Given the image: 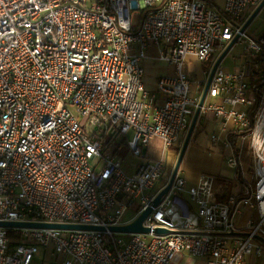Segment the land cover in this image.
<instances>
[{
    "label": "built area",
    "instance_id": "obj_1",
    "mask_svg": "<svg viewBox=\"0 0 264 264\" xmlns=\"http://www.w3.org/2000/svg\"><path fill=\"white\" fill-rule=\"evenodd\" d=\"M262 1L225 0L215 8L207 0H0V221L106 229H14L11 238L0 228V264H32L39 247L60 264H174L183 253L205 264H252L246 258L262 249L254 238H264V99L250 142L253 172L240 196L218 200L213 176L187 185L176 174L153 207L172 171L144 149L159 139L167 152L189 130L198 102L190 96L188 57L208 62L236 35V42L247 41L250 57L260 53L241 28ZM151 45L173 67L157 80V104L141 65ZM247 76L219 67L207 93L223 102L208 109L242 131L255 101ZM69 106L95 128L132 131L124 140L143 159L137 170L126 174ZM228 163L237 167L234 158ZM147 208L148 233L129 234L126 243L107 230ZM244 208L259 220L238 237L234 219ZM158 228L168 233L155 234Z\"/></svg>",
    "mask_w": 264,
    "mask_h": 264
},
{
    "label": "crops",
    "instance_id": "obj_2",
    "mask_svg": "<svg viewBox=\"0 0 264 264\" xmlns=\"http://www.w3.org/2000/svg\"><path fill=\"white\" fill-rule=\"evenodd\" d=\"M138 49V46H133L129 52L130 54H136ZM146 53L147 55L141 63L144 71L143 84L148 92L155 94V103L157 104L160 103L161 100V96L157 92V80L161 77L172 75L173 67L160 58L158 46H149L146 49ZM219 54L220 50H218L208 62L201 63L202 67L200 72L203 79L200 81L196 79L197 74L194 73L195 70L191 72L188 69L191 60L196 58L188 57L184 63L185 72L190 80L191 86H193L192 95L190 94V96L198 102L197 104L200 102L208 76ZM189 72L194 73V76ZM213 104L218 106L223 105L222 99L220 97L210 98L206 96L177 174L184 178L187 185L195 184L202 175L213 176L216 181V198L218 200H225L230 195H242L243 187L250 182L253 170L249 169L248 165L240 164V171L237 172V167L233 168L229 166V159L234 158L236 160L229 141V136L240 134L242 130H240L232 119L217 118L215 114L208 109L209 106ZM224 108L229 109L230 106L226 105ZM186 135L187 133L181 137L179 143L174 145L166 153L165 158L161 157L163 160L167 161L169 173L173 171ZM231 138L232 140L235 139L233 136ZM240 140L242 141V138ZM176 147H179L178 151L175 150ZM114 154L117 156V152ZM139 159L140 161L136 163L135 168L129 166L127 170L123 168L122 163L124 172L126 174L134 173L143 162V159ZM154 159L159 158H150V160ZM127 217H129V215ZM258 220L259 217L253 209L244 208L242 213L234 219V235L238 237L247 236L252 230L251 226L255 225ZM254 243L262 245L261 252L259 256L253 252L251 256L246 258L247 262L252 264H264V244L261 242L259 243L256 239ZM45 255V259L47 260L56 257L50 254L49 251L45 252ZM174 264H205V262L203 259L192 258L188 254L183 253L176 256Z\"/></svg>",
    "mask_w": 264,
    "mask_h": 264
},
{
    "label": "rangeland",
    "instance_id": "obj_3",
    "mask_svg": "<svg viewBox=\"0 0 264 264\" xmlns=\"http://www.w3.org/2000/svg\"><path fill=\"white\" fill-rule=\"evenodd\" d=\"M225 0H213V5L215 8H222L224 6ZM264 30V10H261L257 17L251 22V24L246 28V34L252 38H256L262 31ZM243 42L240 44L239 42H235V44L231 47L228 53L225 55L221 62V67L228 72L231 73H239L244 70L247 72L248 70V61H249V49H247V41L242 40ZM147 53L145 52V57ZM219 56V55H218ZM201 67L202 64L196 59H192L190 64L188 65V69L191 72L197 74L196 79L198 81L202 80L203 77L201 75ZM189 72L192 76L194 73ZM193 86H191L190 94L192 95ZM73 115L77 118V120L82 121L85 124L84 131L87 135L94 137L99 140L103 145L105 152L113 154L117 152V158L121 159V164L123 163V168L127 170V167L131 166L135 168L136 163L140 161L139 158L135 157L129 150L126 145L123 144V140L127 138L131 140L132 131H129L126 135H123L118 132V129L109 127L103 123H99L97 126V130L94 128L95 125L89 124L78 115L73 108V106H69ZM112 140L111 142H109ZM168 152V151H167ZM166 151H163L162 142L159 139L151 141L147 148L144 149V153L147 155V159L150 158H165ZM129 212V210H128ZM127 212V213H128ZM126 213V214H127ZM118 238L122 239L124 242H128L130 239L129 234H117ZM255 240V239H254ZM257 241V240H256ZM260 243V242H259ZM45 251L42 247L38 248L37 254L34 256L32 264H60V260L58 257L51 258L50 260L45 259Z\"/></svg>",
    "mask_w": 264,
    "mask_h": 264
},
{
    "label": "water",
    "instance_id": "obj_4",
    "mask_svg": "<svg viewBox=\"0 0 264 264\" xmlns=\"http://www.w3.org/2000/svg\"><path fill=\"white\" fill-rule=\"evenodd\" d=\"M264 5V0L255 8V10L250 14V16L247 18L245 23L243 24L241 28V32L245 31L246 28L251 24V22L257 17V15L260 13ZM238 35H236L233 40L224 48V50L219 54L217 59L215 60L212 69L210 71V74L208 76L207 82L205 84L200 102L198 104V107L196 109V112L193 116V119L191 121L189 130L187 132L186 138L181 146L178 158L176 160L175 166L173 168V171L170 175V178L166 184V186L157 194L155 199L152 202V206L156 207L160 204L162 198L168 193L170 190L173 181L176 177V174L180 168L184 153L186 151L189 139L191 137V134L194 130L197 118L199 116V113L201 111V108L204 104V101L206 99L208 89L210 86V83L212 81V78L214 76V73L217 68L220 67V64L225 57V55L228 53V51L231 49V47L235 44L237 41ZM97 130V128H94ZM150 213V208H147L144 210L133 222L122 225V226H111L108 227L107 230L116 233V234H135V233H148L149 230L145 227H143L142 223L144 219L147 217V215ZM0 228L7 229V230H14V229H55V230H89V231H105L106 229L101 226H85V225H73V224H51V223H42V222H4L0 221ZM155 234L158 235H164L168 232L165 229H155ZM255 239L262 244H264V238L260 236H255Z\"/></svg>",
    "mask_w": 264,
    "mask_h": 264
},
{
    "label": "trees",
    "instance_id": "obj_5",
    "mask_svg": "<svg viewBox=\"0 0 264 264\" xmlns=\"http://www.w3.org/2000/svg\"><path fill=\"white\" fill-rule=\"evenodd\" d=\"M255 41L259 44L261 51L254 57L249 58L248 76L246 80L250 84L255 99L253 106L247 110L250 126L243 130L242 133L232 135L235 138L234 140H232V136H229V141L237 162V172L240 171V164L248 165L249 169L252 170L253 160L250 150L251 136L264 99V30L255 38ZM239 138H242V141ZM111 141L112 140L109 142ZM123 141V144L126 145V141ZM178 148L179 147H176L175 150L178 151ZM17 234L16 230H8V235L11 238H16Z\"/></svg>",
    "mask_w": 264,
    "mask_h": 264
},
{
    "label": "bare ground",
    "instance_id": "obj_6",
    "mask_svg": "<svg viewBox=\"0 0 264 264\" xmlns=\"http://www.w3.org/2000/svg\"><path fill=\"white\" fill-rule=\"evenodd\" d=\"M263 123H264V110H263V113H262L261 118H260V122H259L258 129L261 128V126H262Z\"/></svg>",
    "mask_w": 264,
    "mask_h": 264
}]
</instances>
